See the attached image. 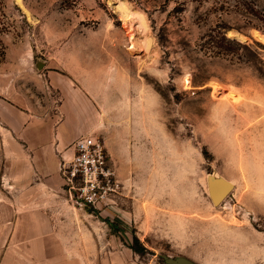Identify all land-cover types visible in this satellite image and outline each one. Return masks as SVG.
Returning <instances> with one entry per match:
<instances>
[{
  "label": "rangeland",
  "instance_id": "374dc122",
  "mask_svg": "<svg viewBox=\"0 0 264 264\" xmlns=\"http://www.w3.org/2000/svg\"><path fill=\"white\" fill-rule=\"evenodd\" d=\"M117 1L0 0V91L40 107L53 70L80 82L103 118L94 134L125 188L114 212L75 218L95 237L92 259L264 264L262 20L232 0H122L150 30V50L132 49L130 36L145 35L123 23ZM224 30L232 42L212 45L210 35ZM16 157L0 125V207L15 199ZM207 174L233 182L218 205ZM7 217L0 208V220ZM134 238L142 254L130 248Z\"/></svg>",
  "mask_w": 264,
  "mask_h": 264
},
{
  "label": "crops",
  "instance_id": "0c3cea01",
  "mask_svg": "<svg viewBox=\"0 0 264 264\" xmlns=\"http://www.w3.org/2000/svg\"><path fill=\"white\" fill-rule=\"evenodd\" d=\"M46 80L49 92L40 107L0 91V125L16 143L18 168L15 199L0 207L8 213L0 220V264H96L95 237L75 219L84 213L64 199L59 165L72 157L77 138L103 127V118L76 79L48 70ZM53 90L59 99L54 110Z\"/></svg>",
  "mask_w": 264,
  "mask_h": 264
},
{
  "label": "built area",
  "instance_id": "2783aa9c",
  "mask_svg": "<svg viewBox=\"0 0 264 264\" xmlns=\"http://www.w3.org/2000/svg\"><path fill=\"white\" fill-rule=\"evenodd\" d=\"M73 155L59 165L67 202L90 213L118 209L125 188L101 135L86 134L71 145Z\"/></svg>",
  "mask_w": 264,
  "mask_h": 264
},
{
  "label": "bare ground",
  "instance_id": "6f19581e",
  "mask_svg": "<svg viewBox=\"0 0 264 264\" xmlns=\"http://www.w3.org/2000/svg\"><path fill=\"white\" fill-rule=\"evenodd\" d=\"M114 9L120 15V18L123 20L124 24L130 23L131 25H133L134 23H137V27H135L136 30L138 32L140 31L143 36L145 35L142 41L138 38L136 39L130 36L129 39L131 48L136 49L141 46L143 49L148 50L151 46L152 41L151 38L147 35L150 30L148 28V22L145 15L139 9L134 8L126 1L122 0L117 1V5L114 7ZM230 182L233 184L232 181Z\"/></svg>",
  "mask_w": 264,
  "mask_h": 264
},
{
  "label": "water",
  "instance_id": "95a60500",
  "mask_svg": "<svg viewBox=\"0 0 264 264\" xmlns=\"http://www.w3.org/2000/svg\"><path fill=\"white\" fill-rule=\"evenodd\" d=\"M235 37V36H233ZM42 66V62L37 63V68ZM206 185L208 195L214 205H218L229 194L233 188V184L222 176L216 174H207ZM168 264H196L185 257L168 258L163 256Z\"/></svg>",
  "mask_w": 264,
  "mask_h": 264
},
{
  "label": "trees",
  "instance_id": "16d2710c",
  "mask_svg": "<svg viewBox=\"0 0 264 264\" xmlns=\"http://www.w3.org/2000/svg\"><path fill=\"white\" fill-rule=\"evenodd\" d=\"M226 1V0H224ZM235 3V6H243L245 12L248 15H255L260 17V20H262L263 24L259 27L264 30V8L257 9L258 1L257 0H232ZM248 23L251 24L252 21L248 20ZM4 29V26L2 25L0 30ZM219 40L226 41L228 43L232 42V39L227 37L224 31H218L217 35H210V42L213 44H216ZM130 248L139 254H142L144 252V247L140 244L139 240L137 238L133 239V243L130 245Z\"/></svg>",
  "mask_w": 264,
  "mask_h": 264
}]
</instances>
